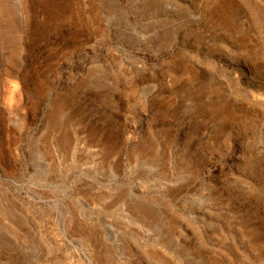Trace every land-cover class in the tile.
<instances>
[{
  "label": "rangeland",
  "instance_id": "obj_1",
  "mask_svg": "<svg viewBox=\"0 0 264 264\" xmlns=\"http://www.w3.org/2000/svg\"><path fill=\"white\" fill-rule=\"evenodd\" d=\"M0 264H264V0H0Z\"/></svg>",
  "mask_w": 264,
  "mask_h": 264
}]
</instances>
